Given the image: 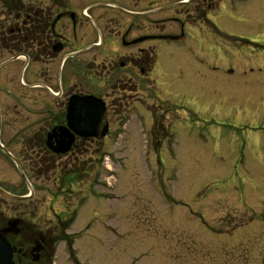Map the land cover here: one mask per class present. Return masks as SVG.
<instances>
[{"label":"rangeland","instance_id":"rangeland-1","mask_svg":"<svg viewBox=\"0 0 264 264\" xmlns=\"http://www.w3.org/2000/svg\"><path fill=\"white\" fill-rule=\"evenodd\" d=\"M59 1L77 12L91 6V27L100 31L116 22L110 29L119 54L147 39L140 43L156 51L150 74L156 97L180 110V118L163 119L168 106L152 89L138 93L137 77L105 88L82 68L83 76L73 74V64L59 70L57 59L55 65L37 56L23 75L22 60L7 62L27 54L0 50V65L7 63L0 68V145L26 172L32 194L25 203L0 195V219L24 222L21 242L32 237L44 247L40 264H264V0H224L207 16L212 26L196 14L199 0ZM14 5L20 14L39 10L48 17L59 8L53 0ZM123 8L149 12L133 16ZM81 88L100 91L112 138L77 141L58 161L29 150L23 140L48 128L51 116L64 113L66 96ZM149 111L164 122L153 136ZM168 132L171 145L163 141ZM100 152L107 155L101 165ZM80 163L89 165L87 177L72 192L58 190V169ZM0 186L29 194L16 164L2 154ZM70 217L75 221L63 231ZM39 234L46 245L35 240Z\"/></svg>","mask_w":264,"mask_h":264},{"label":"flooded vegetation","instance_id":"flooded-vegetation-1","mask_svg":"<svg viewBox=\"0 0 264 264\" xmlns=\"http://www.w3.org/2000/svg\"><path fill=\"white\" fill-rule=\"evenodd\" d=\"M191 1L192 0H190V2ZM217 1L218 0H199L196 14H199V16L204 17L207 11L212 10L215 7ZM56 5L59 8L50 18V25H45V29L42 33H39L38 35L35 34L38 39L37 45L35 47L37 59L45 58L49 62H56V59L60 54L74 50L79 43H82L84 40H87V38H84L83 36V34H86L85 32H83V30L85 29L86 32L91 30L89 28V25L85 21L80 20L76 16L74 10H72L71 8H66V5L64 4ZM111 22L114 25L117 24L111 19L104 25L103 31L109 34V41H111L115 50H113L112 52H105L101 49H94L92 50L94 54L91 59L86 60L79 56L78 60H80V68H82V70L89 76L96 77L104 82H110L114 80L116 84L115 86H118L119 83H123L125 80L133 81L135 77H137L138 79L140 78V76L144 77L147 74V63L145 62L144 56L142 55L143 48H141L143 46L141 43H143L145 40L137 39L135 40L136 42L133 41L131 44H128L135 46L132 48L133 50H129V53L119 54L121 50H119V46H117L118 41L116 34L113 30L107 32V29L111 28ZM101 24L103 25V22ZM34 27L36 29H39L41 26L37 24ZM68 33L72 36L71 38L68 37ZM153 39H157V37H153ZM58 48L60 49V53L54 54L52 50ZM134 84L138 91V85L136 83ZM24 233L26 235V232L23 230V227H21L19 234L8 237V241L10 242V244L14 246L17 250V254L15 255L16 258L23 252V255L25 254V252L31 254L28 249L31 248V244L34 242V240H32V237H30V240L24 239L25 241H27L26 244L24 243V245L21 242ZM41 250L44 251V247ZM17 264L35 263L31 261H24Z\"/></svg>","mask_w":264,"mask_h":264},{"label":"water","instance_id":"water-1","mask_svg":"<svg viewBox=\"0 0 264 264\" xmlns=\"http://www.w3.org/2000/svg\"><path fill=\"white\" fill-rule=\"evenodd\" d=\"M66 126L52 129L46 136V147L54 155H65L75 142L79 139H103L108 133L106 111L102 101L94 97L73 96L66 109ZM24 178L23 174H21ZM2 193V192H0ZM4 195V193H2ZM16 200H24L17 199ZM18 221H10L0 231V264H14V249L6 240V236L17 234ZM39 246L32 250L34 254L39 251ZM38 258L34 255V261Z\"/></svg>","mask_w":264,"mask_h":264},{"label":"trees","instance_id":"trees-1","mask_svg":"<svg viewBox=\"0 0 264 264\" xmlns=\"http://www.w3.org/2000/svg\"><path fill=\"white\" fill-rule=\"evenodd\" d=\"M9 1L10 0H8L9 4H11V2H13V4H11L12 7L8 6V3H6V2H2V4L6 3V5L3 4L1 10L4 13L3 15L6 16L7 18L15 19L14 17H18V15L21 11L20 9H18V5L20 3H18V5H14L17 0H11L10 2ZM47 20H48V18L45 17V19L41 21V25H40L41 27L39 29H36L34 27L33 22H31L30 19H28V21H29L28 27H23L22 29H20L19 34H17V32H19L18 29H16V28L12 29L11 27H8L6 25H2L0 27V50L1 51H11V52H21L23 50L24 51L29 50L30 49V42H32L34 39H37L35 34L38 35L39 33H42L44 31V29H45L44 27L46 25ZM12 30H13V32H12ZM36 41H38V40H36ZM149 54H150V59H148V69H150L149 67L152 66V64H154V61H155L154 53L149 52ZM149 84L151 86H153L152 82H150ZM167 106H168V104H167ZM61 124H63V119H61V118H56L52 122V126L61 125ZM161 129H162V126H161L160 122H157V120H156V122L154 123L153 132L156 133L157 130H161ZM46 132L47 131L45 130L37 136L39 139V142L37 143V147H38V149L45 152V154L47 156H49L52 159V161H58L61 158L56 157V156H52L45 149L44 140H45ZM75 148H76V145L73 147V150ZM89 169H90V167L87 163H80L79 165H73L69 170H65L64 168L58 169V175L56 178L57 189L61 190V192H64L65 190L72 192L71 190L73 189V187L78 182H82L83 179H85L87 177Z\"/></svg>","mask_w":264,"mask_h":264}]
</instances>
